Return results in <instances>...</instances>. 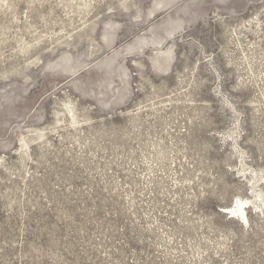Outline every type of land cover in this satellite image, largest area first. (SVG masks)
Listing matches in <instances>:
<instances>
[{
  "label": "rangeland",
  "instance_id": "rangeland-1",
  "mask_svg": "<svg viewBox=\"0 0 264 264\" xmlns=\"http://www.w3.org/2000/svg\"><path fill=\"white\" fill-rule=\"evenodd\" d=\"M259 175L264 0H0V264H264Z\"/></svg>",
  "mask_w": 264,
  "mask_h": 264
},
{
  "label": "bare ground",
  "instance_id": "bare-ground-1",
  "mask_svg": "<svg viewBox=\"0 0 264 264\" xmlns=\"http://www.w3.org/2000/svg\"><path fill=\"white\" fill-rule=\"evenodd\" d=\"M263 180L264 175H259L255 176V178H251L250 181L252 184V198H243L240 196L235 197L232 205L228 208H224L227 209L225 212L227 214H230V217L237 218L244 224L248 223L247 209H255L260 213H264V191L262 190V188H260V182H262Z\"/></svg>",
  "mask_w": 264,
  "mask_h": 264
}]
</instances>
